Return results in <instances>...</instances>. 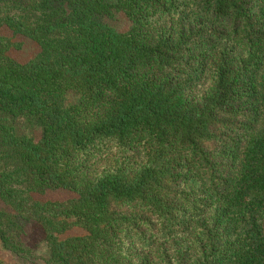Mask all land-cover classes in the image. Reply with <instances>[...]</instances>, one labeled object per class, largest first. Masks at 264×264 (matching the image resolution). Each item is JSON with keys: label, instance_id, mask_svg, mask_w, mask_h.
Listing matches in <instances>:
<instances>
[{"label": "trees", "instance_id": "trees-1", "mask_svg": "<svg viewBox=\"0 0 264 264\" xmlns=\"http://www.w3.org/2000/svg\"><path fill=\"white\" fill-rule=\"evenodd\" d=\"M0 111L8 251L264 264V0H0Z\"/></svg>", "mask_w": 264, "mask_h": 264}, {"label": "rangeland", "instance_id": "rangeland-1", "mask_svg": "<svg viewBox=\"0 0 264 264\" xmlns=\"http://www.w3.org/2000/svg\"><path fill=\"white\" fill-rule=\"evenodd\" d=\"M115 24L117 26L122 27L125 25V23L122 22V19L117 16ZM37 51V47L31 43L26 42L22 45V49L20 50H12L10 51L11 56H13L18 61H25ZM75 101V97L73 94H70L68 97V102L72 103ZM0 117H8L7 121L12 124L15 127V130L18 134H26L35 136V139L39 136L40 130L35 127V121L34 120H28L25 119V117H10L6 116L5 113L0 111ZM70 197L69 192L63 191V190H54V191H46L43 194H33L34 199L39 200H62L65 198ZM0 208L4 212L10 214L15 219V212L8 206L2 204L0 201ZM36 236L35 233L31 232V230L28 232V240L34 241L33 238H40V233L36 230ZM33 233V235H32ZM39 233V234H38ZM27 252H23L21 255L14 254L7 249H5L2 246V243L0 241V261H2L4 264H47L48 259V248L47 244L43 242L42 240H37L36 242H27ZM31 244V246H30Z\"/></svg>", "mask_w": 264, "mask_h": 264}]
</instances>
